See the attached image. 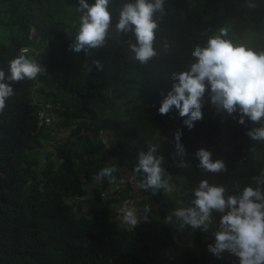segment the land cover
I'll list each match as a JSON object with an SVG mask.
<instances>
[{"label":"trees","instance_id":"trees-1","mask_svg":"<svg viewBox=\"0 0 264 264\" xmlns=\"http://www.w3.org/2000/svg\"><path fill=\"white\" fill-rule=\"evenodd\" d=\"M127 2L134 0H110L111 24L102 47L74 53L69 46L79 30V0H0V69L7 74L9 61L24 49L46 68L36 80L13 83L15 94L0 112V264H239L228 252L221 258L210 253L212 232L192 234L194 242L204 246L200 253L188 246L190 228L181 231L175 223L166 224L167 214L157 196L148 194L150 189L141 196L150 209L144 212L146 220L131 231L106 209L85 211L70 201L87 195L91 178L107 166L101 158L110 155L120 167L113 173L115 190L104 183L109 189L105 197L116 200L120 188L126 190L127 195L119 197L120 209L133 197L132 181L143 180V174L134 176L132 170L138 152L150 144L163 156L165 173L184 177V205L190 204L192 189L201 179L224 186L226 195H238L243 187L256 186L253 178L264 170V142L246 135L259 125L247 117L241 125L233 118L238 114L218 113L207 91L203 118L192 129L175 108L167 115L158 111L171 89L172 74L187 70L193 48L206 46L221 28L234 45L264 52V0H164L163 14L153 16L157 55L147 63L133 58L129 46L136 43L134 32L116 29ZM40 111L45 113L41 125ZM50 116L57 121H48ZM145 121L158 128L150 140L139 137ZM177 129L185 157L175 154ZM103 131L115 145L105 148ZM124 137L137 140L130 158L124 155ZM201 147L213 159L223 160L226 171L203 172L195 156ZM181 159L188 167L179 166ZM123 167L127 171L122 172ZM219 218L215 213L214 230Z\"/></svg>","mask_w":264,"mask_h":264},{"label":"clouds","instance_id":"clouds-1","mask_svg":"<svg viewBox=\"0 0 264 264\" xmlns=\"http://www.w3.org/2000/svg\"><path fill=\"white\" fill-rule=\"evenodd\" d=\"M110 0H79L76 11L81 13L79 30L75 41L69 46L74 53H87L89 49L102 47L111 24L108 11ZM254 7L253 4L249 5ZM164 12V0H134L123 5L116 29L119 32H134L136 43L130 44L133 58L140 63H147L157 55L153 48L155 31L158 27L153 19L154 14ZM227 29L221 28L219 34L211 36L206 46H195L191 52L194 58L187 70L173 73L171 89L163 96L158 111L167 115L173 108L183 119V124L192 129L195 122L203 118L202 102L206 91L216 111L233 116L241 125L245 118L258 124L246 132L254 140L264 142V52L257 53L244 45H234L226 39ZM25 49L23 53L12 58L8 63L7 74L0 69V112L7 107L6 101L14 96L13 83L36 80L46 74V68L29 58ZM97 69L102 65L94 61ZM7 81V82H6ZM10 82V83H9ZM175 154L180 157L187 155L181 143L182 132L177 129L174 134ZM157 146L150 144L146 151L137 154V163L133 174L143 173V180L138 187L144 190L163 189L166 193L173 192V187L164 178L162 168L163 156L156 155ZM199 160L198 167L205 173H221L226 165L221 159H213L209 150L201 147L195 152ZM179 166L188 167L184 159ZM116 165L101 168L93 177L95 181L105 178L109 184L115 183ZM134 179V177H133ZM256 186H245L236 194L226 195L222 185L210 184L201 179L198 186L192 189L189 205L174 208L165 217L169 224L175 218L179 229L185 227L208 232L213 224L214 214L219 213L217 229L212 231L214 242L208 250L217 258L228 252L238 258L239 264H264V170L254 177ZM120 183H125L124 179ZM146 205L144 212L149 211ZM119 214L121 223L128 230H134L142 219L134 205L125 201Z\"/></svg>","mask_w":264,"mask_h":264},{"label":"rangeland","instance_id":"rangeland-1","mask_svg":"<svg viewBox=\"0 0 264 264\" xmlns=\"http://www.w3.org/2000/svg\"><path fill=\"white\" fill-rule=\"evenodd\" d=\"M252 25V24H251ZM48 120V118H47ZM51 123L56 122L57 121V117H49V120ZM57 126H53V129H55ZM143 133L140 134V138L142 139H147L150 140L151 137H156L158 134V128L156 126H154L152 123L150 122H144L143 123ZM105 131L101 132L100 136L107 141V146H105V148H109L112 145L116 144V140H114V138L111 137V135L106 133V136L103 134ZM125 142H123V151H125L126 153L124 154L125 157L130 158L132 157V152H133V145L136 144L137 140H130L128 138L124 137ZM144 151V148H143ZM108 154H104V156H107ZM108 159L107 160H102L101 158V162L105 163V165L109 166V165H116L117 168L120 167L118 160L116 158H113L112 156L108 155ZM137 163V159H135V164ZM120 170H122V172L127 171L126 167L120 168ZM125 170V171H124ZM129 169H128V177L129 179L133 180V175L129 173ZM143 174V173H140ZM94 177V176H93ZM93 177L91 178V186L88 187L86 189L87 191V195H84L82 198L78 197V198H71L70 201L71 202H76L82 205L83 209L85 211H88L89 209H106L108 210L112 215H114L116 217L117 220L118 216H119V202L120 199L119 197H123L125 194L127 195L126 190H123L122 188H120V190L118 191V195H116V200L114 199H110L109 197H105L108 195L109 189L104 185V183H107V185H110V187L112 188L111 190H115V186L113 183L109 184L108 181L106 182H102V181H95L93 179ZM164 178L167 179L169 181V183L172 185L173 187V192L171 193H166L163 189L157 190L155 193L151 192L150 194H154L157 196L158 198V203L160 204V209H163V211L166 212L167 215H169L174 208L180 206L181 202V196L184 193V177L181 175H171L168 173L164 172ZM88 184V183H87ZM93 187L96 188L97 190L95 192H99L101 196L104 197L105 202L100 201L99 199H97L98 197H96V194L93 190ZM130 190L131 193L130 195H132L133 197L129 200V205H134L137 209V211H141L143 210L144 212V207H145V203L143 201V199H141V196H144V189H141L138 187V181H132V185L130 186ZM152 191V190H151ZM92 195V196H91ZM153 202V201H152ZM154 204V202H153ZM184 205V204H183ZM100 207V208H99ZM106 207V208H104ZM85 213V212H84ZM156 213V212H155ZM144 213H142V217H143ZM157 216V214H156ZM120 221V220H119ZM171 223H175V224H179L178 221L175 220V218H173V221ZM190 228V227H189ZM215 228V220L213 219V224L211 225L210 229L208 232H204L200 229H191L189 230V234L191 235L192 240H189L187 242H185L188 246H190L191 248L195 249L198 253H200L203 249V244H197L194 242V237L192 234L195 233V231L200 230L202 231L204 234L205 233H209L212 232ZM207 238V237H206ZM204 237V240L206 239ZM236 257L234 255L229 254V257ZM237 258V257H236Z\"/></svg>","mask_w":264,"mask_h":264},{"label":"built area","instance_id":"built-area-1","mask_svg":"<svg viewBox=\"0 0 264 264\" xmlns=\"http://www.w3.org/2000/svg\"><path fill=\"white\" fill-rule=\"evenodd\" d=\"M25 50V49H24ZM44 116H45V113L43 111H40L39 112V115H38V118H39V121H38V124L41 125L44 121ZM177 226L179 227V224H177ZM186 228V227H185ZM185 228L182 229L181 231H185Z\"/></svg>","mask_w":264,"mask_h":264},{"label":"crops","instance_id":"crops-1","mask_svg":"<svg viewBox=\"0 0 264 264\" xmlns=\"http://www.w3.org/2000/svg\"><path fill=\"white\" fill-rule=\"evenodd\" d=\"M126 175V174H125ZM148 194H150V193H148ZM151 209H155L156 210V204H154V206H153V208H151ZM142 213H144L143 212V210H141V211H138V214L142 217ZM118 218H120V214H119V216H118Z\"/></svg>","mask_w":264,"mask_h":264}]
</instances>
